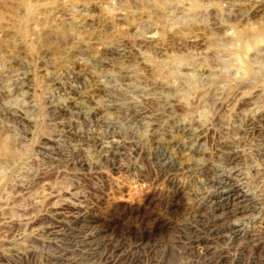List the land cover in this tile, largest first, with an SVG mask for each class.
<instances>
[{
	"label": "rangeland",
	"instance_id": "obj_1",
	"mask_svg": "<svg viewBox=\"0 0 264 264\" xmlns=\"http://www.w3.org/2000/svg\"><path fill=\"white\" fill-rule=\"evenodd\" d=\"M117 1L110 18L105 0H0V142L10 149L0 152V264H125L131 256V264H246L264 257V170L249 173L259 163L240 133L231 149L217 141L238 136L264 106V54H250L257 61L238 79L235 57L246 53L224 34L264 28V9L256 0ZM146 28L157 30L153 40L141 35ZM91 111L97 118L85 123ZM67 123L83 139L68 137ZM198 127L206 133L199 142ZM111 131L121 144L115 157L86 140ZM175 136L184 144L170 147ZM235 148L234 163L247 174L242 189L257 207L252 241L231 238L234 205L226 210L233 219L220 216L213 228L212 217L198 222L185 214L197 201L202 213L209 210L207 196L220 189L212 167ZM74 154L81 164L66 160ZM182 163L207 164L201 186ZM61 203L78 204L80 214L55 211ZM107 253L119 254L116 262L104 260Z\"/></svg>",
	"mask_w": 264,
	"mask_h": 264
},
{
	"label": "bare ground",
	"instance_id": "obj_2",
	"mask_svg": "<svg viewBox=\"0 0 264 264\" xmlns=\"http://www.w3.org/2000/svg\"><path fill=\"white\" fill-rule=\"evenodd\" d=\"M112 1L113 0H105V2L107 3V6H106V12L107 14L110 16V18H113L115 17V13H113V7L115 6L114 2V6L112 5ZM119 1V0H118ZM117 1V2H118ZM104 2V3H105ZM123 2V1H122ZM116 3V2H115ZM258 8L260 7V10H263L264 9V0H256L255 2H253ZM120 4V2H119ZM240 4V3H239ZM121 5V4H120ZM146 5V4H145ZM192 5H196V3H192ZM113 6V7H112ZM191 6V5H190ZM192 7V6H191ZM207 8V7H206ZM176 10V9H175ZM32 13V12H30ZM161 13V12H160ZM201 13V12H200ZM121 14V13H120ZM210 14V13H209ZM114 15V16H113ZM122 15V14H121ZM204 15V14H203ZM2 15L0 14V17ZM30 16V15H29ZM108 16V17H109ZM31 18V17H30ZM29 19V18H28ZM117 20V19H116ZM112 22V21H111ZM31 24V23H30ZM113 24V23H112ZM134 26V25H133ZM208 26V25H207ZM244 26V25H243ZM260 26V24H259ZM34 27V26H33ZM136 27V26H135ZM144 27V26H143ZM159 27V26H158ZM238 27V26H237ZM252 27V26H251ZM261 27V26H260ZM253 28L252 30H238L240 29L238 27V29H236L235 27H229L231 28V31H228V33H225L224 34L226 36H228L230 39H236L238 40L239 42H241L240 44V49L241 51H243L244 53H246V58H236L235 57V60L238 61V73H242L240 74L238 77V79L240 78H243L244 76H248V74L250 73V70L252 69V66L253 64L251 65V62L255 61L257 59V57L255 58H248L250 54L252 55H260V54H264V28L261 27V28ZM157 28V27H155ZM228 28V27H227ZM225 28V29H227ZM228 28V29H229ZM31 29V28H30ZM33 29V28H32ZM146 28L145 32H143V34H141L146 40H150L157 35L158 32H156L155 30L153 31V29H148ZM242 29V28H241ZM27 29L25 28V31ZM161 30V29H160ZM220 30V29H219ZM230 30V29H229ZM31 31V30H30ZM140 33V32H138ZM223 34V35H224ZM31 36V35H30ZM139 36V35H138ZM142 37V38H143ZM143 38V39H144ZM192 40V39H191ZM120 43V42H119ZM122 48V47H121ZM261 51V52H260ZM260 52V53H259ZM251 55V56H252ZM257 61V60H256ZM261 61V60H260ZM241 63H244V65H242ZM256 62H254L255 64ZM236 69V70H237ZM202 71V70H201ZM203 73V72H202ZM236 77V78H237ZM97 82V81H96ZM157 82V81H156ZM243 85V84H241ZM147 86V85H146ZM244 86V85H243ZM242 86V87H243ZM95 87V86H94ZM240 87V88H242ZM67 88V87H66ZM69 89H71V92L74 93V89H72V86L69 87ZM67 89V90H69ZM146 91V90H145ZM95 92V91H94ZM143 92V91H142ZM95 99V98H94ZM176 99V98H175ZM77 102V101H76ZM82 102V101H81ZM111 102V101H110ZM80 103V102H79ZM200 103V102H199ZM196 104V103H195ZM252 104V103H251ZM67 105V104H66ZM70 105V104H69ZM170 105V104H169ZM184 105V104H183ZM189 105V104H187ZM74 106V105H73ZM86 106V105H85ZM190 107V106H189ZM261 107V106H260ZM215 108V107H214ZM55 109V108H54ZM192 109V108H191ZM255 110V109H254ZM54 112V111H53ZM62 112V111H61ZM204 112V111H203ZM94 111H91L90 113H87V115L85 116L84 118V121L85 123H91L93 121H95V118L96 115L93 114ZM251 113V112H250ZM63 114V113H62ZM72 114V113H71ZM89 114V115H88ZM251 116L247 119V121H245V123L240 126L239 128L236 129V134L238 133V136L236 135H233L235 136L234 138H229V136L227 138H224L222 140V138L220 139L221 142L219 143V140L218 141V144H219V147L224 150L230 148L229 145L230 143H235V141H239V138H240V134L241 136L246 140V141H249L252 145H253V151H252V156L254 158V162H258V166L257 164H255L254 166L250 167L249 169V173L251 172L253 175L255 174L257 177H258V174L260 176V173H262V171L264 170V106L259 110H256L254 111L253 114H250ZM133 117V116H132ZM93 118V119H92ZM97 118V117H96ZM148 118V117H147ZM141 120V119H140ZM152 120V119H151ZM83 121V120H81ZM244 121V120H243ZM140 122V121H139ZM176 122V121H175ZM182 122V121H181ZM184 123V122H182ZM181 123V124H182ZM60 124H63V123H60ZM76 124V123H75ZM82 124V123H81ZM110 124V123H109ZM196 124V123H195ZM175 125V124H173ZM241 125V124H240ZM66 127V130L64 129V132L66 133V135L68 137H71L73 139H76V140H81L83 139V132L82 134H77V131L75 132L72 128H73V125L70 123H67L65 124ZM62 127L64 128V126L62 125ZM166 128V127H165ZM235 129V128H234ZM58 130V129H57ZM62 130V129H61ZM182 130V129H181ZM193 130V129H192ZM156 131V130H155ZM195 131V136H194V139L196 141H201L203 139H205L206 137V133H204V130L202 129L201 130V127H198L197 129L194 130ZM231 131V130H230ZM235 131V130H234ZM208 132V131H207ZM173 133V132H172ZM189 133V132H188ZM235 133V132H234ZM240 133V134H239ZM58 134V133H57ZM62 134V133H61ZM93 134V133H92ZM97 134V133H96ZM117 135V133H115ZM183 134V133H182ZM227 134V133H226ZM65 135V134H64ZM99 136V135H98ZM156 136V135H154ZM231 136V137H233ZM154 138V137H152ZM150 138V143L152 145H156L158 146V139H152ZM156 138V137H155ZM193 138V137H192ZM186 139V138H185ZM189 139V138H188ZM2 140V139H1ZM87 141H91V145L93 146L94 149L98 150V151H104L105 153H107L108 156H111L113 157L114 155H116L117 153H119L120 151V146L121 144L119 145V140L115 138V135L113 133V131H111L110 135L106 138H100V137H92V138H86ZM162 141V140H161ZM6 142V141H5ZM166 142V141H165ZM181 144H184V140H183V137H180V136H175V138L171 137L170 141L167 143L168 145L171 146H176L178 143ZM186 142V140H185ZM245 142V141H244ZM249 143V144H250ZM165 144V145H167ZM189 144V143H188ZM237 144V143H236ZM164 145V146H165ZM217 145V144H216ZM122 146H123V143H122ZM168 147V146H166ZM183 147V146H182ZM179 148V147H178ZM197 148V147H195ZM156 149V148H155ZM169 149V147H168ZM173 149V148H172ZM172 149H170L172 151ZM175 149V148H174ZM177 149V148H176ZM183 149V148H182ZM231 149V148H230ZM180 150V149H178ZM247 150V149H246ZM177 151V150H175ZM174 151V152H175ZM223 151V150H222ZM0 152L2 153H10V149L9 147L3 143V142H0ZM186 152V151H185ZM202 152V151H201ZM225 152V151H224ZM98 153V152H97ZM166 153V152H165ZM190 153V152H189ZM220 153V152H219ZM222 153V152H221ZM249 153V152H248ZM183 154V153H182ZM226 157H225V161H224V164L223 165H219L218 164V168H217V165L216 168L215 167H212L214 168V170H216V172H218V176H219V180L217 181H213L212 182V185L213 184H216V187H218L219 189V192L217 195H208L207 196V199L206 200L207 202L204 203L207 208H209V210L205 213V211L202 213L201 212V201H197V203L192 207H190L189 209H186L185 211V214H189L190 217H193L194 218V221H198V222H201L202 220H206L210 217H212V219L210 220V222L208 223V227H214L217 223V221L220 220V216H222L223 218L225 217H232L233 219V216L230 215V213L228 214V212H226V210L228 209V207H232L233 205L235 206L234 207V211L238 210V212H234V213H239V215H237L236 217H234L235 219L231 222L228 223L229 227L234 229L233 232H232V235H231V238H233L235 235H238V233H241L243 234L244 237H246L247 241H252L253 240V232H252V228L254 227V223H256L257 221H255L256 219V216H255V211L257 209L256 207V204L255 202L253 201H250V199L247 198V193L245 191V189H242L244 184H245V181H246V178H247V174L244 173V171L241 170L240 167H237L235 165L234 162H236L239 158V155H238V152L236 151V148L235 150H229V151H226ZM76 155L77 154H74L72 155L71 157L67 158L66 160L69 162V163H82V161H79L77 160L76 158ZM158 156V155H157ZM225 156V155H223ZM244 156V155H243ZM115 157V156H114ZM218 157V156H217ZM221 157V156H220ZM64 158V157H63ZM188 159V158H187ZM65 160V159H64ZM65 160V161H66ZM203 160V159H202ZM215 160V159H214ZM220 160V159H219ZM223 160V159H222ZM93 161V160H92ZM177 163V162H176ZM192 162H190L191 164ZM223 163V162H222ZM248 164V163H247ZM184 163H182V167H185V169L187 170V172L190 173H193V177H195L196 179V182H198L200 185L201 182L207 178H205V173H208L206 172L207 169V164H203V166H199V167H194L193 169L192 168H189L190 166H183ZM178 169H182L183 168H179ZM173 170V169H172ZM210 170V169H209ZM212 171V170H211ZM188 174V175H189ZM215 175V171L213 173ZM168 175V174H167ZM205 175V176H204ZM213 175V176H214ZM251 175V174H250ZM171 176V175H170ZM209 176V175H208ZM217 176V175H216ZM217 176V177H218ZM184 177V176H183ZM207 177V176H206ZM256 177V178H257ZM216 178V177H215ZM214 178V179H215ZM255 178V179H256ZM218 179V178H217ZM188 180V179H187ZM209 180H211L209 178ZM232 180H234L235 183H231ZM263 181V179H261ZM169 181V180H168ZM171 183L177 185V184H180V183H183V182H177L175 181L174 178H171ZM258 181V180H257ZM260 181V180H259ZM210 182V181H209ZM177 183V184H176ZM206 183V182H204ZM211 184V183H210ZM201 186V185H200ZM206 186V184H205ZM199 187V186H198ZM212 187V186H211ZM214 187V186H213ZM245 187V186H244ZM209 188V187H208ZM199 189V188H198ZM214 189V188H213ZM212 189V190H213ZM197 191V190H196ZM200 191V190H199ZM215 191V190H214ZM198 192V191H197ZM200 192H203V191H200ZM207 193V192H206ZM202 194V193H200ZM205 194V193H204ZM216 194V193H214ZM195 197L198 196V193L197 194H194ZM193 195V196H194ZM206 195V194H205ZM204 195V196H205ZM201 196V195H200ZM203 196V194H202ZM203 196V197H204ZM200 198V197H199ZM259 201V200H258ZM59 202V201H58ZM71 203V202H69ZM69 203H61V204H58L56 207H55V211L59 212V213H64V212H75L76 214H80V208L77 207V205L75 206L72 205V204H69ZM193 204V203H192ZM191 205V204H190ZM87 207V206H86ZM93 208V207H92ZM82 209V208H81ZM88 209V208H87ZM216 210H222L221 213H219V216H217V214H215V211ZM52 211V210H51ZM203 211V210H202ZM79 212V213H77ZM88 212L90 213V210H88ZM74 214V215H76ZM73 215V216H74ZM85 215V214H84ZM83 215V216H84ZM63 216V215H62ZM72 217V216H71ZM185 217V216H184ZM263 217V216H262ZM226 219V218H225ZM228 219V218H227ZM261 220V218H260ZM259 220V221H260ZM25 221V220H24ZM223 221V220H222ZM31 222V221H30ZM200 224V223H199ZM258 224V223H257ZM35 226V225H34ZM51 226V225H49ZM261 226V225H260ZM50 228V227H48ZM229 228V229H230ZM28 230V229H27ZM47 230V228H46ZM50 230L52 231V228H50ZM91 230V229H90ZM211 230V229H210ZM57 231V230H56ZM93 232V231H92ZM96 234V233H95ZM99 234V233H98ZM94 235V234H93ZM23 237V236H22ZM229 238V237H228ZM91 240V239H90ZM197 241V240H196ZM200 240H198L197 243H201L199 242ZM196 244V242H194ZM251 244V243H250ZM90 245V244H89ZM253 246V245H252ZM133 248V247H132ZM116 249V248H115ZM124 249V248H123ZM122 250V249H121ZM133 250V249H132ZM131 250V251H132ZM69 251V250H68ZM124 251V250H123ZM133 253V252H132ZM108 254V253H107ZM117 255L119 254H115V253H111V254H108L106 256H104V260H108V261H111V262H116L115 260ZM63 256V255H62ZM61 257V256H60ZM121 257V256H120ZM135 257V256H134ZM56 258V257H55ZM132 258L131 257H127V263L125 264H131L132 262L130 261V259ZM21 259V258H20ZM65 259V258H64ZM67 259V258H66ZM69 260V259H67ZM117 264V263H116ZM246 264H264V257H260L259 259H250L247 261Z\"/></svg>",
	"mask_w": 264,
	"mask_h": 264
}]
</instances>
